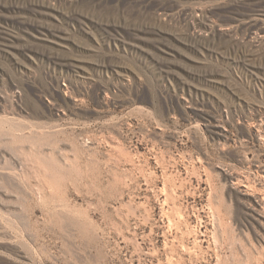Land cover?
I'll return each mask as SVG.
<instances>
[{
    "label": "rangeland",
    "instance_id": "rangeland-1",
    "mask_svg": "<svg viewBox=\"0 0 264 264\" xmlns=\"http://www.w3.org/2000/svg\"><path fill=\"white\" fill-rule=\"evenodd\" d=\"M263 11L0 0V264H264Z\"/></svg>",
    "mask_w": 264,
    "mask_h": 264
},
{
    "label": "bare ground",
    "instance_id": "bare-ground-1",
    "mask_svg": "<svg viewBox=\"0 0 264 264\" xmlns=\"http://www.w3.org/2000/svg\"><path fill=\"white\" fill-rule=\"evenodd\" d=\"M259 2V1H258ZM264 12V11H263ZM255 18V17H254ZM255 21V20H254ZM261 22V21H260ZM201 23V22H200ZM257 23V22H256ZM205 24V22H204ZM209 25V24H208ZM258 25V24H257ZM253 26V25H252ZM220 31L222 30L221 28L219 29ZM262 31V30H261ZM250 34V33H249ZM256 34V33H254ZM251 35V34H250ZM258 35V34H257ZM260 36V35H259ZM260 42H262L263 37L260 36ZM250 42V41H249ZM264 43V42H263ZM262 45V43H260ZM258 46V45H257ZM260 47V46H259ZM262 47V46H261ZM263 49V48H262ZM242 107V106H241ZM253 112V111H252ZM250 115V114H249ZM247 117V116H246ZM2 123V122H1ZM6 123V122H5ZM9 123V122H8ZM3 125V124H2ZM10 126V125H9ZM254 127V125H253ZM4 128V127H3ZM2 128V130H3ZM249 128V127H248ZM1 129V127H0ZM16 130V128H14ZM256 129V128H255ZM11 131V130H10ZM14 131V130H13ZM5 134L4 132L0 131V135ZM10 134V133H9ZM12 134V133H11ZM10 134V135H11ZM14 138V137H13ZM12 139V137L10 138ZM32 139V138H31ZM263 139V138H262ZM33 140V139H32ZM15 141V140H10ZM29 141V140H28ZM35 142V140L33 141ZM32 144V143H31ZM33 146V145H32ZM26 159V158H25ZM252 165V164H251ZM255 173L258 176L259 179H261V181H264V166L258 164L255 165ZM230 174V173H229ZM237 179V178H236ZM235 180V179H234ZM239 180V179H238ZM237 180V181H238ZM242 181V180H241ZM233 182V181H232ZM244 182V181H242ZM241 182H236L235 184V188L237 189L238 193L240 194V196L244 197L246 199V201L248 202V204H246L249 208V210L251 211V217L253 219V221L255 223H257L261 228L264 229V194H262L261 190L259 192V190H255L247 185H243L240 184ZM248 213V212H247ZM8 223V222H7ZM264 238V237H263Z\"/></svg>",
    "mask_w": 264,
    "mask_h": 264
}]
</instances>
